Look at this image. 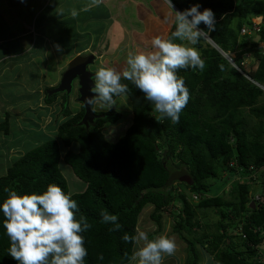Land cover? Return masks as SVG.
I'll list each match as a JSON object with an SVG mask.
<instances>
[{
	"label": "trees",
	"instance_id": "trees-1",
	"mask_svg": "<svg viewBox=\"0 0 264 264\" xmlns=\"http://www.w3.org/2000/svg\"><path fill=\"white\" fill-rule=\"evenodd\" d=\"M172 2L179 11L195 4L201 5L200 11L211 9L216 31L210 36L221 50L201 39L196 46L205 61L203 71L178 70L189 90V100L179 122L160 119L143 94L130 81L122 79L121 83L128 85L126 96L131 100L133 122L118 142L111 143L101 130L105 125L118 123L122 118L119 112L114 109L96 112L100 118L87 130L79 126L84 107L71 117L67 91L48 89L47 102L63 96V116L69 118L59 126L58 140L36 147L8 167L6 175L0 177V203L7 197L6 188L23 195L42 193L48 184H57L70 193L69 182L61 170V143L66 148L78 144L79 151L69 149L63 160L85 187L84 191L72 193L79 206L76 218L82 214L91 225L83 233L88 250L85 264H127L136 245L125 242L123 235L136 234L140 216L149 206L154 209L151 217L161 226L162 216L169 212L171 203L177 211L173 213L177 220L175 233L187 244L186 264H199L197 245L205 247L218 264H264L256 257L264 242V48L261 47L264 19L259 42L254 41L255 36L241 35L245 26H253L254 18L264 17V0ZM239 49L240 56L233 59V65L224 54ZM249 52L254 61L252 69L244 63L243 54ZM77 61L70 65L64 78H74L80 70ZM247 118L259 122L251 128L253 133L249 132ZM8 128L7 116L0 130L8 133ZM180 172L187 174L193 184L176 181L175 173ZM259 174L262 196L257 201L254 176L261 178ZM221 175H225L221 185L214 186L211 181L219 180ZM237 178L240 180L234 181V199L227 202L223 191ZM194 200H199L197 205ZM212 209L220 220L213 227L216 228L213 235L205 233L206 247L204 238L187 236L195 234V225L199 230L202 226L199 220L193 224L198 211ZM103 212L117 215L121 225L118 231L101 222ZM155 236L156 233L150 235V240ZM9 246L0 224V264H17L8 255Z\"/></svg>",
	"mask_w": 264,
	"mask_h": 264
},
{
	"label": "clouds",
	"instance_id": "clouds-1",
	"mask_svg": "<svg viewBox=\"0 0 264 264\" xmlns=\"http://www.w3.org/2000/svg\"><path fill=\"white\" fill-rule=\"evenodd\" d=\"M163 3L175 14V30L168 38L152 37L150 51L127 53L122 70L99 67L92 77L89 89L92 95L84 98L86 104H99L111 110L116 103L114 97H126L128 93V85L121 83L124 79L130 81L143 94L144 100L153 105L160 119L179 122L180 113L189 100V90L184 79L178 76V70L203 71L205 61L194 46L201 39L212 43L210 33L216 31V19L211 9L200 11L199 4L184 11H175L172 0H163ZM201 24L205 27L200 28ZM56 47L59 50V46ZM224 56L229 57L234 65L228 54ZM3 174L6 175V170ZM5 192L7 197L0 203L3 216L0 224L10 242L8 255L17 264H85L88 250L83 233L90 230L91 225L82 214L76 218L79 206L71 193H66L57 184H48L42 193L20 195L7 188ZM101 222L113 225L110 229L113 231L121 228L114 214L101 213ZM122 239L136 245L127 258V264H163L164 257L174 255L177 248L173 237L161 235L150 240L148 233L139 228L135 235L125 234Z\"/></svg>",
	"mask_w": 264,
	"mask_h": 264
},
{
	"label": "rangeland",
	"instance_id": "rangeland-1",
	"mask_svg": "<svg viewBox=\"0 0 264 264\" xmlns=\"http://www.w3.org/2000/svg\"><path fill=\"white\" fill-rule=\"evenodd\" d=\"M91 1L92 0H84L79 3H74L75 6L74 8H78L80 6L83 7L85 6V5H81L83 4V2L89 3ZM120 1H121L120 3H122L123 0ZM126 6L130 7V5H126ZM131 9L132 11L133 10L136 11L134 3L132 4ZM95 11L94 10L92 11L91 16H95V15L99 16L100 12H98L97 9ZM131 16L133 17L132 13ZM97 20L96 23H94L91 26V29L94 32L93 34H95L96 32L97 34H100L99 40L90 43L92 38L89 37L86 40L80 41L74 47L73 49L74 52L72 53L67 52L62 56V58L58 54H56L54 56L55 59H52L50 62V63H55L58 66L55 71L64 70L65 73L66 71H68L70 65L75 63L78 59L79 61H77L76 65L78 64L77 68L79 69L83 66L85 62L89 63L90 61H93V63L90 64L91 65L90 71L92 72H96V70L101 66L115 67L119 71L122 70L125 66L127 53L135 52V51L147 52L151 50L150 41L152 37H154L155 35H152V32L148 30L145 32L140 30L138 28L139 26L138 21H136L135 19L133 20L130 19L129 21L125 20L126 21L124 22L126 24L125 30L120 27L115 29L114 23L111 25L112 27L110 26L111 28H104L102 27L101 20L98 21ZM138 32L140 34H138ZM61 39L63 40V42L67 44V46L73 47V44L71 43V39L69 37L63 36L61 37ZM29 47H27V49ZM194 47L197 48L196 45ZM261 47L264 48V44H262ZM240 53L241 50L239 49L238 51L231 53L229 56L232 60L233 59L235 60L240 56ZM243 56L246 67L252 69V66L254 65V61L251 56V53L250 52L244 53ZM91 57H93V59ZM81 59H85V60L81 61ZM24 61L25 60H22V62ZM7 64L8 67H6ZM9 65H10L9 63L2 62L0 60V125L5 123L7 116L8 119L9 117H11L12 120V130L8 135H6L3 130H0V177L4 176L5 174H3V172L6 170L7 173L8 167L13 165L15 162H17V160L22 158L27 152L49 142L50 140H58V128L62 123L67 121V119L69 118L63 116V104H64L63 96H60L54 102L48 103L45 95L46 92L44 94L45 91L44 84L42 87V89L44 88L42 93H40L39 90L38 93H32V92H27L26 90H22V87L19 83L20 82L24 83L23 80H20L22 79L23 76H20L21 74L16 75L15 70L18 68H16V66L14 65H13L14 68ZM46 66L48 67L47 62H46ZM25 68H26V72L24 73V76H27L28 79H30L31 74H33V72L37 70L36 68H33V66H29ZM64 73L61 74L60 77L61 80L59 81L60 83L58 82L59 84L57 85L59 86L58 87L59 89L61 87L62 89L63 87H67L65 84L69 82V79L67 80L66 78L65 79L63 78ZM49 76H53V75L50 74ZM40 79L41 78H39V80ZM39 80L36 76L32 80V84L31 83L25 84L26 89L27 90L32 89V87L36 85ZM62 83L63 86H61ZM74 86L75 87L73 93L69 95V100H68L69 102L68 108L72 113L71 117L77 115L82 110V105L79 100L78 82H76ZM115 101L116 103L111 108V110L114 109L117 112H119L122 118L118 121V123L105 125L101 130L105 139L111 143L118 142L125 135L127 129L132 125L133 122V111H132V104L130 98L128 96L117 97ZM45 104H50V106H45ZM94 110L97 113L109 111L107 106L101 107L99 106V104L94 105ZM248 122L249 124L247 127L249 129V132L251 133L255 132L251 128L255 127L256 125H259V122L255 119H248ZM9 125H10V119H9ZM263 126H264V122H263ZM61 146H62L61 170L69 182L70 193L72 194V193L84 191L85 189L84 184L77 179V177L73 173V170L70 168V166L66 165L63 160L66 151L71 149L74 152H78L79 145L73 144L72 147L66 148L61 143ZM184 176L186 177L187 174H182L181 172L179 174L175 173V177H176L175 180L176 181L180 180ZM257 176L258 175L254 176V178L256 179L254 185L258 192L256 194L257 198H259L260 196H262L261 194L262 189L260 186V180L262 179V177L261 174H259V177L261 178H257ZM224 178L225 175H221L219 180H212L211 183H213L214 186H218V185L220 186L222 182L221 179ZM238 179L240 180V178L232 179L230 183L227 185L226 189L223 191L224 192L223 198L225 199V201L227 202L233 201L234 195H232V193L234 188V181ZM176 185L179 184L177 183ZM180 190L185 192L190 199H194L193 196H191L187 190L183 188H181ZM194 201H195V205H197L196 203L199 200H194ZM169 206H170L169 212L164 213L162 216L161 226H159L151 217L154 211L153 206L146 207L140 216L138 228L142 231H146L148 233L149 239H150V235L155 233H156L155 238L161 235H167L169 237H173L177 244L176 252L172 256H165L163 264H186L187 244L179 238L177 233H175L174 228L177 224V220L173 215V213L177 211L175 208H173V203L169 204ZM215 211L216 210L214 209L199 210L197 213V218L193 220L194 222L193 224H195L196 221L199 220L202 226L199 230V226L195 225L194 227L195 234L187 237H189V239H203L204 235H207L205 233L213 235L216 231L215 230L216 228L213 227L220 220L219 215ZM227 213H229V211H227ZM238 220L239 219H237L236 222H238ZM207 239L208 238H204L206 247H208ZM196 248L200 255L199 264H218L216 261L213 260V256L209 255L206 252L205 247H202L201 245H197ZM256 257L260 258V260L264 262V242L260 246L259 250H257Z\"/></svg>",
	"mask_w": 264,
	"mask_h": 264
},
{
	"label": "crops",
	"instance_id": "crops-1",
	"mask_svg": "<svg viewBox=\"0 0 264 264\" xmlns=\"http://www.w3.org/2000/svg\"><path fill=\"white\" fill-rule=\"evenodd\" d=\"M82 1L84 0H25L21 3L20 0H0V60L18 68L15 70L16 75L21 74L23 77L19 79L24 81V83L17 81L22 90L32 93H38L39 90L42 93L45 88V94L48 89H56L64 70L55 71L58 66L50 63L51 60L55 59L56 54L62 58L65 53L74 52V47L89 37L92 38L90 43L99 40L100 34L97 32L93 34L91 29L97 19L101 20L104 28H111L114 23L115 29L120 27L124 30L126 28L124 22L135 19L140 30L144 32L148 30L152 35L165 38H168L175 25V14L163 0H123L122 3L120 0H92L86 2L87 4L83 2L81 4L85 5L83 7L74 8V3ZM133 3L136 11L131 9ZM96 9L100 12L99 16H91L92 11ZM176 9L174 5V10L177 11ZM73 12L76 15H73ZM63 36L71 39L73 47L63 42L61 39ZM29 66L37 69L31 74L30 79L24 76L25 67ZM49 73L53 76H49ZM36 76L38 80L41 79L32 89L27 90L25 84H32ZM9 119L8 133L3 130L6 135L12 130L11 117Z\"/></svg>",
	"mask_w": 264,
	"mask_h": 264
},
{
	"label": "water",
	"instance_id": "water-1",
	"mask_svg": "<svg viewBox=\"0 0 264 264\" xmlns=\"http://www.w3.org/2000/svg\"><path fill=\"white\" fill-rule=\"evenodd\" d=\"M177 10V9H176ZM179 11V10H177ZM260 40V36H257L254 41L258 42ZM216 49H218L219 51H221L219 48H217V46L212 42L211 43ZM93 59V57H91ZM85 60V59H81ZM93 61H90L89 63L85 62L83 64V66L80 68L79 71H77L76 75L74 76V78H67V80L69 79V82L67 84H65L67 87H62L60 88V90H65L67 91V95L69 96L70 94H72L73 90H74V83L77 81L78 85H79V100L81 102V105L84 107L85 111H84V115L81 119V121L79 122V126L81 127H85L87 130H89L92 126H95L96 121L100 118V116L97 115L96 111L94 110V105H88L84 102V98L85 97H91L92 93L89 91L90 87L92 86V77L94 76L95 72L90 71V64H92ZM63 86V84H62ZM181 182H185L188 183L189 185L193 184L192 179L189 176H184L183 178L180 179ZM253 206V208H255V204L252 203L251 204Z\"/></svg>",
	"mask_w": 264,
	"mask_h": 264
},
{
	"label": "built area",
	"instance_id": "built-area-1",
	"mask_svg": "<svg viewBox=\"0 0 264 264\" xmlns=\"http://www.w3.org/2000/svg\"><path fill=\"white\" fill-rule=\"evenodd\" d=\"M253 22V26L251 27H248V26H245L242 30H241V35L242 36H256L258 35V33L261 31V25L263 23V17H260L258 19H253L252 20ZM260 197L257 198L256 197V200L257 201H260Z\"/></svg>",
	"mask_w": 264,
	"mask_h": 264
}]
</instances>
